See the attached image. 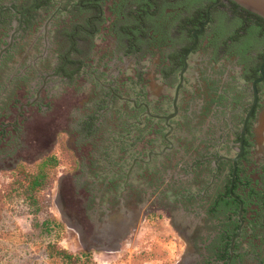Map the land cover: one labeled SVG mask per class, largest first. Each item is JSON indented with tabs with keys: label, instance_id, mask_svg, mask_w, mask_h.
<instances>
[{
	"label": "flooded vegetation",
	"instance_id": "flooded-vegetation-1",
	"mask_svg": "<svg viewBox=\"0 0 264 264\" xmlns=\"http://www.w3.org/2000/svg\"><path fill=\"white\" fill-rule=\"evenodd\" d=\"M158 2L148 14L132 6L134 11L124 15L125 0H0V161L26 150L28 137L43 147L45 158L56 161L52 144L57 146L58 135L66 134L64 147L75 163L66 199L72 202L79 240L92 252L123 250L130 231L160 216L184 242L177 264H264V154L255 163L251 150V125L264 78L256 85V101L240 138L255 79L247 83L245 78L262 62L264 24L236 12L227 0ZM198 8L203 19L189 31L188 22ZM102 25L103 35L115 38L111 56L95 60L96 68L82 70L81 45ZM146 53L158 55L152 73L164 88H172L170 96L147 100L138 87L140 79L130 83L137 92L127 96L124 59L137 61ZM193 55L198 57L196 84L187 90ZM80 76L87 77L100 96L87 102L89 111L61 132L56 128L59 121L55 125L54 119L43 117L50 104L49 88L70 87ZM176 88V115L167 122L169 131L163 120L151 116L172 112ZM126 104L133 109L128 123L135 124L136 138L135 156L127 167L118 142L124 138L120 127ZM29 115L40 116L41 122L33 123ZM29 123L34 127L31 136ZM160 127L161 142L143 145L142 133L151 132V139ZM178 128L188 137L200 128L205 132L195 139L198 144L188 146L187 137L181 138L185 143L178 141ZM240 142L231 183V163L219 158L236 157ZM57 195L65 206L61 186Z\"/></svg>",
	"mask_w": 264,
	"mask_h": 264
},
{
	"label": "rangeland",
	"instance_id": "rangeland-1",
	"mask_svg": "<svg viewBox=\"0 0 264 264\" xmlns=\"http://www.w3.org/2000/svg\"><path fill=\"white\" fill-rule=\"evenodd\" d=\"M132 6H136L133 0H125L124 15L131 13ZM125 22L127 23L126 20ZM105 26H100V29L81 45V56L79 57L83 60L84 64V69L82 70L96 68L95 60L99 63L104 55L107 57L111 56L109 48L115 43V38L103 35L105 33ZM51 41L53 40L51 39ZM197 58L193 55L190 56L188 61V65L191 68L186 73L187 90H191V88L194 90L193 88L196 84ZM157 61L158 55L151 53H146L144 58L141 56L137 61H134L130 57H125L123 74L125 80L128 78L125 82V92L128 97L137 92V87L130 83H136L138 79L141 81L138 87H140L142 96L147 100L154 101V98L160 95H171L172 88H164L157 78L154 79L152 65L157 63ZM261 87L260 108L251 125L253 143L251 150L255 163L259 162L264 154V82ZM49 92L51 94L50 104L44 110L46 114L43 117L54 119L55 125L59 121V126L56 128L61 130V132L65 131V129H70V124L74 123L79 114L89 111L87 102L90 100L95 102L100 96V90L95 89V85L85 76L78 77L77 81L75 80L70 87L52 85L49 88ZM45 94L49 95L47 92L41 93L43 96ZM31 118L33 119V123L36 120V122H41L38 120L40 116L29 115V119ZM28 126L31 130L29 136H31L34 127L30 123ZM50 128L52 129H49V131L53 132L52 130L55 126L51 125ZM204 132L205 129L200 128L199 132H193V135H189L188 137L186 132L178 128L176 136L180 137L178 141L181 143H185L182 139L187 137L185 140L188 141L189 146L198 144L195 139L200 138ZM65 135L62 133L58 135L57 146L54 143L52 144V149L54 150L51 154H57V156L54 155L56 166L51 169L45 167L42 170V172L47 174L48 186L40 192L43 196V200L40 198L38 200V206L41 207V211L37 212L35 219L32 217V209L26 211L28 207L26 205L22 206L15 199L21 198L20 195L9 202L12 206H10L9 211H6L5 225L0 230V255H2V252L5 254L3 258L0 257V264H4L5 262L6 264H64L58 258L50 259L47 256L44 250V246L47 243L71 255L86 254L85 258H79L78 264H177L184 253V242L181 236L176 234L168 226L167 221L162 220L160 216H151L146 222L141 223L139 228H136L134 232L130 231V236H127L126 240L129 246L124 247L125 252L123 251L121 254H106L102 250L92 252L84 248L79 240L74 219H71L74 211L72 202L68 198L66 199L68 187L71 183L68 179V174H71L75 170V163L71 154L65 150L66 148L63 143L66 140ZM176 136L173 138L174 143H177ZM28 140L29 147L26 150H16L11 153L9 159L0 161V191L6 190L14 179L17 170L33 174L45 158L43 147L33 144L30 137H28ZM189 156L188 154L186 159ZM18 161L23 162L20 163ZM58 186H61V191L65 195H63L65 197V206L58 199ZM47 217L53 218L60 225L59 230L50 236L41 234L39 229L34 230L36 226L32 225V222H38L41 218Z\"/></svg>",
	"mask_w": 264,
	"mask_h": 264
},
{
	"label": "trees",
	"instance_id": "trees-1",
	"mask_svg": "<svg viewBox=\"0 0 264 264\" xmlns=\"http://www.w3.org/2000/svg\"><path fill=\"white\" fill-rule=\"evenodd\" d=\"M215 1L216 0H214V2ZM133 2L138 7V9L142 11L141 15L148 14L150 9H152V6L154 7L159 6L158 0H133ZM230 4L233 6L236 12L240 10L241 14H246L248 16H251L252 18L256 19L259 23L264 24V20L259 18L258 16H255L249 12H246L245 10L239 8L232 2H230ZM131 11L133 12L134 10H131ZM137 11L138 10L135 9V13ZM202 19H203V9L198 8L196 10L194 17L190 18V20L192 21L188 22L189 31L195 30L197 26L199 25V22ZM184 52H185V49H183L181 54H183ZM259 59H261V54L259 55ZM258 68H259V64H257L252 69V72L249 75H247V77L245 78V82L247 83L251 82L254 78L258 77V74H257ZM125 108H126L125 109L126 119L123 122V124H121V127H120L123 129L124 138L122 141H120V139L118 138V142H119V150H120L119 154L121 155L120 159L123 160V162L125 163V167H127L129 165V162L135 156L134 145H135L136 138H135V133H134L135 124L128 123V119H130V121L133 119V116L131 115V113L133 112V109L130 107L129 104H126ZM145 123L151 126L153 121L146 118ZM152 128H153V125H152ZM152 128H151V131L153 130ZM145 129L147 130L148 128L145 126ZM146 130H145V133H142L141 142L143 145H150V144H153L155 141L161 142V135H162V131L164 130V128L160 127L159 131H156L157 135L153 136L152 134L151 139H148V136L149 134H151V132L146 131ZM156 132L152 131V133H156ZM55 166H56L55 160H53L52 158H44L33 174H27L21 170H17L15 172V177L10 183V185L6 188V190L4 189L0 191V226H1L0 230L5 225L6 211H9L10 206H12L11 204H9V202L19 195L21 196V198H18V199L15 198V199L18 200L19 204H21L22 206L26 205L28 207L27 210L25 209L26 211L32 209V217L35 219V215L37 214V212L41 211L40 210L41 207L38 206V200L39 198L43 200V196L40 194V192L46 189L48 186L47 174L42 172V170L45 167H47L48 169H51V168H54ZM32 225L36 226L34 230L39 229L40 233L45 236H50L52 233H55L60 228V225L56 223V221L51 217L41 218L38 222H32ZM44 247H45L44 250L50 259L58 258L64 264H78L79 258L86 257V254H83V253L77 256L68 254L65 251L56 249L55 246L48 244V243ZM4 255H5L4 252H2V255H0V257L3 258ZM4 260H7V259H4ZM4 264H6V262Z\"/></svg>",
	"mask_w": 264,
	"mask_h": 264
},
{
	"label": "water",
	"instance_id": "water-1",
	"mask_svg": "<svg viewBox=\"0 0 264 264\" xmlns=\"http://www.w3.org/2000/svg\"><path fill=\"white\" fill-rule=\"evenodd\" d=\"M222 1H224V0H219L218 3L222 2ZM227 1H230V2L234 3L236 6H238L239 8H241L243 10H245L246 12H249V13H251V14H253L255 16H258L259 18L264 20V0H227ZM200 31H201V29H199V31H197V32H193V38H194L195 34H197ZM189 52H190V50L184 55L183 68L179 72V83H181L182 74L184 73V71L186 69V58H187ZM262 58L263 59H262V62L260 64V67H259V70H258V77L255 78L250 84V89H251V94H252V102H251V105H250V111L248 112V114L245 116V118L243 120L242 128L240 130V138H242V135L244 133V128H245L247 117L250 114L251 109L253 108V106L255 104V101H256V97H257L256 85L259 84L264 78V71H263V68H264V52H263V57ZM176 95H177V88L174 90V98H173L172 103H171L172 112L170 114H168L166 116H162V117L151 116V117H154L156 119L163 120L165 126L169 129V131H170V127L167 125V122L176 115ZM129 102L132 103V100H129ZM145 113H146V115L150 116L148 114V111H145ZM237 146L239 147V149H238V154H237L236 157H234L232 159H228V158H225V157H220L219 158L221 160L229 161L231 163V166H232L231 183H232V180H233V178L235 176V174H234L235 161L241 154V142Z\"/></svg>",
	"mask_w": 264,
	"mask_h": 264
},
{
	"label": "crops",
	"instance_id": "crops-1",
	"mask_svg": "<svg viewBox=\"0 0 264 264\" xmlns=\"http://www.w3.org/2000/svg\"><path fill=\"white\" fill-rule=\"evenodd\" d=\"M128 236H130V235H128ZM127 246H129V245L126 243V245H125V248H126ZM125 248H124V249H125ZM124 249H123V250H121V251H119V252H117V254H118V253H120V254H121V253H123V251L125 252V250H124Z\"/></svg>",
	"mask_w": 264,
	"mask_h": 264
}]
</instances>
